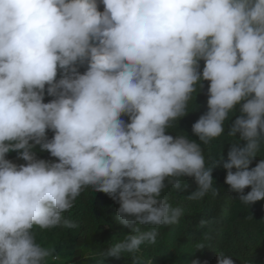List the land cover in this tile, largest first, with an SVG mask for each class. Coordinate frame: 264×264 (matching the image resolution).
<instances>
[{"label":"clouds","instance_id":"9594fccd","mask_svg":"<svg viewBox=\"0 0 264 264\" xmlns=\"http://www.w3.org/2000/svg\"><path fill=\"white\" fill-rule=\"evenodd\" d=\"M203 80L208 110L192 132L209 143L239 107L225 183L246 205L264 200V158L249 167L264 143V0H0V264H45L53 250L32 229L73 227L63 213L89 187L136 233L106 256L154 244L155 226L183 215L159 199L166 180L182 190L194 177L193 200L212 189L218 161L206 167L199 143L167 134Z\"/></svg>","mask_w":264,"mask_h":264},{"label":"trees","instance_id":"16d2710c","mask_svg":"<svg viewBox=\"0 0 264 264\" xmlns=\"http://www.w3.org/2000/svg\"><path fill=\"white\" fill-rule=\"evenodd\" d=\"M201 83L203 86L189 101L187 114L172 122L167 134L174 137L184 135L199 143L206 167L210 168L218 161L212 171V189L204 197L193 200L188 196L197 190L194 177L180 178L182 190L175 189L166 180L159 199L172 207H180L183 215L175 224L155 226L157 238L154 244L144 242L138 251L125 252L117 258L105 253L136 233L116 220L119 208L117 200L106 193L93 191L91 187L85 188L73 201L72 208L63 213V218L71 221L73 227H65L61 223L49 229H32L35 242L53 250L52 255L45 258V264H186V261L190 264L192 260H198L199 264H217V253L230 256L234 264H264V200L246 205L239 200L240 193L231 191L225 183L227 170L223 168V162L228 159L227 153L232 143H239L227 133L239 115V107L230 112L229 119L225 121L224 134L204 144L192 132L193 123L208 110L205 80ZM52 99L54 97L47 94L46 85L44 102ZM122 118L128 121L127 116ZM53 135L52 130H46L48 139ZM32 151L38 159L58 160L47 150ZM6 158L18 165L26 163L18 158L17 151H10ZM262 158L264 143L249 167H255ZM250 190V187L245 188L244 194ZM136 227L148 231L154 226ZM200 244L204 247L196 249Z\"/></svg>","mask_w":264,"mask_h":264},{"label":"rangeland","instance_id":"374dc122","mask_svg":"<svg viewBox=\"0 0 264 264\" xmlns=\"http://www.w3.org/2000/svg\"><path fill=\"white\" fill-rule=\"evenodd\" d=\"M33 150L36 151V152H44V151H46V150H43V151H42V150L40 149V146H39V145H36V146L33 148ZM51 161H53V160H51Z\"/></svg>","mask_w":264,"mask_h":264}]
</instances>
